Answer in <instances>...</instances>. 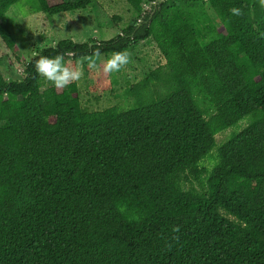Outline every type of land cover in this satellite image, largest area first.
Listing matches in <instances>:
<instances>
[{"label": "trees", "instance_id": "trees-1", "mask_svg": "<svg viewBox=\"0 0 264 264\" xmlns=\"http://www.w3.org/2000/svg\"><path fill=\"white\" fill-rule=\"evenodd\" d=\"M55 1L0 0L4 46L17 51L12 7L53 16L93 0ZM125 1L138 21L114 38L61 40L22 80L0 73V264H264V5ZM147 39L165 62L126 88L129 109L88 112L76 82L46 87L35 69Z\"/></svg>", "mask_w": 264, "mask_h": 264}, {"label": "rangeland", "instance_id": "rangeland-1", "mask_svg": "<svg viewBox=\"0 0 264 264\" xmlns=\"http://www.w3.org/2000/svg\"><path fill=\"white\" fill-rule=\"evenodd\" d=\"M62 1L74 0H56L55 3ZM142 5L146 9L148 0H142ZM207 12L215 25L219 26L217 18L208 7ZM137 21L138 15L125 0H93L87 9L53 16L41 13L22 16L16 7H12L2 22L14 37L17 51L8 50L0 40V73L6 81H20L26 61L37 50L54 46L61 40H72L75 43L91 39L107 41ZM127 52L130 56L129 63L115 73L103 71L104 62L111 55L96 57V68L89 67L93 56L79 60L83 75L76 84L81 105L86 111H102L114 106L131 108L133 100L126 95V88L139 82L165 62L151 39L130 45ZM76 62H69V66L75 67ZM50 85L52 84L46 81V87ZM245 124L242 121L236 129L218 134L217 144L224 142L232 132L240 131Z\"/></svg>", "mask_w": 264, "mask_h": 264}, {"label": "clouds", "instance_id": "clouds-1", "mask_svg": "<svg viewBox=\"0 0 264 264\" xmlns=\"http://www.w3.org/2000/svg\"><path fill=\"white\" fill-rule=\"evenodd\" d=\"M260 2L264 5V0H260ZM231 13L240 15L241 10L234 7L231 9ZM99 55V50H95L93 58L89 61L90 68L97 67L95 58ZM129 60L130 56L127 51L115 52L104 62L103 71L105 73L119 72L129 63ZM35 69L45 81L50 82L56 88H64L72 82L79 81L83 75L81 62L77 61L75 67H70L63 53H58L54 57L41 56L35 62Z\"/></svg>", "mask_w": 264, "mask_h": 264}, {"label": "water", "instance_id": "water-1", "mask_svg": "<svg viewBox=\"0 0 264 264\" xmlns=\"http://www.w3.org/2000/svg\"><path fill=\"white\" fill-rule=\"evenodd\" d=\"M164 0H155L152 4L156 5V3H162Z\"/></svg>", "mask_w": 264, "mask_h": 264}]
</instances>
